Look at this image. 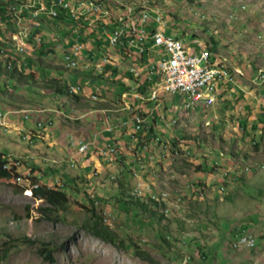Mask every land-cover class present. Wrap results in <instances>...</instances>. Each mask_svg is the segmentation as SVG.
<instances>
[{"label": "rangeland", "instance_id": "1", "mask_svg": "<svg viewBox=\"0 0 264 264\" xmlns=\"http://www.w3.org/2000/svg\"><path fill=\"white\" fill-rule=\"evenodd\" d=\"M122 2L130 6H126L125 13L119 16V22L126 19L131 7L134 16L144 11L158 15L163 18V30L183 39L189 53L216 46L219 58L229 69L236 65L239 68H234V71L242 79L263 87V82L256 77L262 70L264 72V0ZM46 18L47 21L51 19ZM51 20L55 24L60 23L61 29H67L71 23L76 24L77 18L74 20L69 16L66 23ZM64 55V49L58 47L51 55L42 56L46 62L58 64L60 68L39 61L30 62L27 56H16L23 62L24 73L38 74V82L21 83L0 72V84L9 80L8 87H4V93L0 95V111L7 112L4 120H9L12 115V120L28 131L38 129L36 121L40 120L45 125L40 131H48L49 134L48 139L37 137L32 142V135L26 134L24 137H29L24 139L21 131L24 129L13 123L0 126V157L10 166L16 164L20 174L19 179L13 182L0 180V249L8 248L0 264H264V121L260 128L262 139L257 141L260 136L253 138V134L246 132L242 125L235 128L226 121L223 130L224 127H216L214 121L210 120L211 124L205 122L203 116L196 115L194 119L187 120L189 117L183 109L185 96L169 93L154 117L147 120V130L136 131L127 113L108 118L106 113L84 110L67 93H59L42 83L54 80L66 87L70 84L77 88L86 87L80 101L85 106L93 103L86 99L93 94L99 96L98 100L104 98L113 103L125 101L123 92H131L105 78L98 79L94 76L98 74L97 70H85L80 74L66 68ZM151 57H158L156 50L152 51ZM9 67L12 68L11 65ZM127 83L132 85L130 77ZM38 107L56 109V113L49 115L52 120L45 116L36 118ZM17 108L22 111L14 112ZM251 110L248 108L246 115ZM201 112L203 108L198 107L196 114ZM162 114L167 116V120L161 118ZM26 115L30 120H25ZM75 116L82 118L81 122H89L92 127H95L94 120L97 125L100 120V124L104 123L102 128L106 123L110 126L129 121V128L134 133L141 135L147 132L150 140L159 137L161 142L170 143L166 147L160 142L154 153L156 163L149 165L147 156L146 167L141 172L130 163H100L91 151L85 154L84 162L76 163L67 154L69 150L60 144V141L66 144L73 135L72 130L70 135H65L68 128L63 127V118ZM174 118L183 121L186 127L171 123ZM0 121L3 122V117ZM49 121L54 122V127L49 126ZM153 121H156L155 125ZM105 128L108 130L107 126ZM94 133L88 138L93 139ZM40 135L46 136V133ZM179 144L186 157L180 156L173 162L169 151L172 145L179 147ZM161 152L167 154L165 159ZM94 167L99 169L97 175ZM246 167L251 171L244 173ZM130 168L138 172L137 175ZM222 171L227 172L225 180L222 179ZM119 179L126 183L123 189L126 194L137 193L135 200L140 197L148 202L149 211H164L167 217L158 220L134 206L129 207V211L125 209L116 201L121 193ZM37 183L46 188L66 190L68 201L65 211L60 213L51 203L35 197L32 186ZM223 185L225 190L222 191ZM166 189L172 193L167 200L168 205L165 203L167 209L148 201L147 194L154 196V192ZM176 189L180 192L175 193ZM93 207L101 218L100 223L112 229L116 243L98 237L84 226L94 215L88 211ZM237 232L238 239L241 235L253 234L256 246L251 249L233 248ZM163 237L172 240L173 244H165ZM44 248L51 250L53 260L44 256ZM136 250L145 252L147 259Z\"/></svg>", "mask_w": 264, "mask_h": 264}, {"label": "bare ground", "instance_id": "2", "mask_svg": "<svg viewBox=\"0 0 264 264\" xmlns=\"http://www.w3.org/2000/svg\"><path fill=\"white\" fill-rule=\"evenodd\" d=\"M64 1V8L60 9V5ZM87 1V2H84ZM108 2V3H106ZM100 6V9H99ZM126 6H130L129 3H124L122 0H26L24 4L19 5H13V20L16 25L13 26V28H10L6 32L5 35L1 33L0 30V41H2L6 46H0V58H8V61L5 63L6 68L8 70H12L15 67L14 61L11 60L12 55H10V52L15 51L18 53V48H26L27 42L32 38L31 33L32 29H42L44 27V15L46 14L47 17H51L59 22H61V19H64V21L68 20V17L71 16L74 20L77 18L76 24H72L68 28V30L63 34L61 33H55L53 37L51 38L52 41H55L56 46L54 48L62 47L64 49V58L66 59V68H71V69H78L80 71H85V70H97V73L103 74L104 72V67L102 64L105 66L107 64L103 63V58L102 62H98L96 65L95 63L92 62V60L89 58L88 54H90L91 50V45L87 40L92 38L94 36L93 34L96 33L97 35L100 34L104 36L106 39L105 43H107L109 46H114V48H117L116 46H127L130 47V50H126V48H121V51L124 52L125 57H137L138 61H143V58L140 57V53H138L135 50H131V46L128 44L127 41H129L132 45V41L130 39H122V37H112L111 32L107 28H102L103 26H120L122 24H125L129 21H136L137 16L133 15V8H129L130 10L126 14V19L119 22V16L123 15L126 11ZM99 9V10H98ZM27 10L30 11L28 15V21L26 20L25 17V12ZM115 11V12H114ZM54 15V17H52ZM142 15H151L149 11H144ZM160 17V16H159ZM165 17V16H164ZM161 18V17H160ZM166 18V17H165ZM163 18H161L162 21ZM167 19V18H166ZM169 21V20H168ZM120 23V24H119ZM8 25V18L7 19H0V27ZM59 26V25H58ZM9 29V28H8ZM109 34H108V33ZM168 33V31H165ZM107 33V37H106ZM170 36L174 38V40H180L184 42L183 39L180 37H177L173 34L168 33ZM74 38V41L71 42L70 37ZM89 37V38H88ZM88 38V39H87ZM103 38V39H104ZM34 40L37 41L39 45L44 43V37L37 34L34 36ZM93 48V47H92ZM207 51V57L209 60H214L216 61V65L218 66L219 69L222 70V75L220 76V83H225L228 81H231L233 76L231 75V70L229 67L225 64L224 60H221L219 57H215L211 50L209 48L204 47ZM26 50L22 51L21 53L18 54H24ZM50 53V52H49ZM110 61L112 58L106 57ZM112 63V62H111ZM93 64L94 68H93ZM100 64V65H99ZM9 65L12 66L9 67ZM100 66V67H99ZM141 68V67H140ZM139 69V68H138ZM143 69V68H142ZM132 75H136L137 78L143 77L142 73L137 72L138 70L134 67H132L130 70ZM141 74V75H140ZM263 78L264 82V72L263 70L257 75L256 80H261ZM210 80V73L208 70H201L195 78V84L192 86H187L184 88V93L182 88H175L171 93H180L181 95L185 96L184 99V108L186 115L189 117L191 120V108H190V95H196L193 97V104H206L207 103V96H204V94H199L201 92V87L203 84L208 83ZM262 82V81H260ZM76 89H75V88ZM140 87L136 88H131L132 91L135 93V97L138 100L141 101H149V102H155L158 103V105L161 104V102L165 101L164 96H158L160 93L163 92V89H165V82H157L151 85L149 87L148 92H143L139 91ZM77 89L79 90V93L83 91V88H77L73 84H70L69 87H67V90L71 94H76ZM137 91V92H136ZM129 92H124L123 97L126 96ZM91 100H97V94H93L91 97ZM144 104V103H143ZM129 108V107H128ZM20 110V109H19ZM24 110V109H23ZM45 113H46V109ZM43 108L39 109V113H42ZM29 115L25 116V119L28 121L30 120ZM3 117L2 115L0 116ZM131 117V116H130ZM148 118V117H147ZM162 119L167 120V116L163 114L161 116ZM47 120H51L50 118ZM147 120V119H146ZM2 122V121H0ZM50 122V121H49ZM53 122V121H52ZM174 125L178 126H186L184 122H180L177 118H174L170 121ZM54 123V122H53ZM144 120L141 117L138 119V114H134L132 124L135 127L136 131H142L143 128L146 126L143 124ZM0 126H6L4 124H0ZM111 125L110 128L108 129L109 132H114L115 126ZM44 124L40 123V128H43ZM146 129V128H145ZM23 131L22 134L26 135L25 130ZM128 134H133L134 132L129 129V131L126 132ZM140 133V132H139ZM131 134L129 135L131 138ZM138 134V133H135ZM143 138H148L147 133H144ZM29 135V134H28ZM28 136L25 137L27 139ZM141 139L138 141V139ZM32 142L33 139L31 138ZM138 141L139 143L137 144L138 146H134V151H151L150 149V141H142V135H134V141ZM29 141V140H28ZM30 142V141H29ZM154 142H157V144H160V139L159 137H156L154 139ZM31 143V142H30ZM164 144L166 147L170 142H161ZM135 145V144H134ZM180 145V144H179ZM153 148V147H152ZM184 148H182V153L180 150L177 149L176 145H172L170 152V158L171 161H176V159L180 156H185ZM87 150H80V157H84L85 153ZM119 151H126V144L124 146V149L119 145V150H111V157H119ZM85 153V154H83ZM166 156H164V159ZM186 157V156H185ZM163 158V157H162ZM157 159V158H156ZM160 160V158H158ZM173 159V160H172ZM162 161V160H161ZM84 162V161H83ZM110 162V163H109ZM120 161L118 159H111L110 161L104 162V164H112ZM158 162V161H157ZM118 163V164H119ZM131 165L136 167V161H129ZM156 163V160H155ZM127 164V163H126ZM158 164V163H157ZM218 165V162H216ZM262 167H264L262 165ZM244 172H250L251 168L246 167L244 168ZM124 169H121L123 171ZM131 171H134L130 168ZM221 171V170H220ZM99 173V169L96 170L95 174L97 175ZM221 173V172H220ZM227 172L222 171V179L225 180V176ZM221 190H225L224 185L221 187ZM136 188V192H137ZM171 190H161L158 193L154 192V196L152 194H147L152 200H155L158 204H160L162 207L166 208V205H168L167 200L170 198L169 196L172 194L170 192ZM180 192L179 189H176L174 192L178 193ZM133 195H137V193H134ZM153 197V198H152ZM245 230V229H244ZM243 231V230H242ZM239 232H237L236 235H238ZM242 233V232H241ZM252 234V233H251ZM235 239L232 242V247L233 248H245V245L243 243H234ZM247 241V242H256L255 237L252 235H241L239 236L238 241ZM234 243V245H233ZM252 247V246H250ZM251 249V248H250ZM254 249V248H253Z\"/></svg>", "mask_w": 264, "mask_h": 264}, {"label": "crops", "instance_id": "3", "mask_svg": "<svg viewBox=\"0 0 264 264\" xmlns=\"http://www.w3.org/2000/svg\"><path fill=\"white\" fill-rule=\"evenodd\" d=\"M47 24H48L49 28L45 29L43 32L46 35H50V32H52L51 30H53L52 28L55 27V25H54L52 20H48ZM48 30H50V31H48ZM107 33H106V37H107ZM93 35L94 36H92V38L87 40V42H89V44L91 45V50H92L90 52V54H88L89 58L96 65H98L97 64L98 62H102V58L104 61L103 63H105V64L108 63L105 66L102 64V66L104 67V72H103V74H101V76H98V74L97 75L93 74V75L96 76L98 79L105 78V79H107L108 82H111L112 84H115L118 86H123L126 89H130L131 92L124 91V92H129L128 94H126V96H124L125 101L124 100H117L116 102H113V103L105 101L104 98H101V100H98L99 96L97 95V97H98L97 100H92L93 103L91 105H88V106H90V107H88V106H85L84 104H82L80 102L81 99L84 97V96H82L84 90L86 91V89H87L86 87L82 86L83 92L75 94V95L80 97V99L76 102V105L78 107L83 108L84 110L90 109L91 110L90 112L98 111V112L106 113L108 118L110 116H112V117L113 116L114 117L119 116L121 113H127L129 118H130L129 121H131V122L133 120L134 114H136V113L138 114V111H139V112L145 114L142 116V118L144 120L143 124L145 125L147 120L154 117L155 111L159 107H161L162 102H161L160 106L156 107L157 106L156 103L152 104L149 101L145 102V101L138 100L137 98H134L135 93H134V91L131 90V88L140 87L139 91L146 92V90H148L150 87L149 83L144 82L143 77L137 78L134 75H132L131 72L129 71L132 67H134V69L136 68L138 70L137 72L142 73L144 70V68L142 67L143 61H140V60L138 61L137 57H125L124 56V52L121 51V48H126V50H130V47H127V46L125 47V46L121 45V46H116L117 48H114V46L112 47V46H109L107 43H105L106 39L105 38L103 39L102 35H100V34L97 35L96 33H94ZM70 40L72 42V41H74V38L71 36ZM127 42L132 47L131 50H133V45L129 41H127ZM136 52L138 53V51H136ZM31 53H32V55H31L32 58H35L37 60H32L31 57H29L30 62L39 61L42 64H46L49 66L60 68L57 66L58 64L46 62L42 58V56H45L46 53L43 54L42 50L40 48H38L37 46H35V50L34 49L31 50ZM106 57L112 58L111 61ZM146 58L147 57H145V59ZM95 64H93V68H94ZM232 66H233V68H239L236 65H232ZM22 69H24V68H22ZM79 73L81 74L83 72L79 71ZM142 75H144V72L142 73ZM231 75L233 76L231 81H228V82H225L222 84L220 83L217 94H216V100L213 102V104H211L208 107H201V108H203V112H201L200 114L197 113V115H198V117L203 116V119L205 121H210V120L214 121L217 124L216 127H218V126L220 127V125L224 127V124L226 121L229 122L228 124H231V126L233 125V127H235V128H238L237 126L242 125L246 132L250 131L253 134V138L256 135L260 136V138L257 140V141H259L262 139L261 136H262L263 131L260 128H261L263 121H264V112L262 113V112H258V111H264V82H263V87H262V85H260V87H256L253 85L252 82L250 84L249 82H247L246 79L245 80L242 79L241 75L236 73L232 69H231ZM36 76L38 77L37 73H36ZM128 77H130L132 79V85H129L127 83ZM60 84H63V83H60ZM124 92H123V94H124ZM123 94H122V96H123ZM86 99L91 100V98L89 96ZM99 103H105L107 105L94 108V106L96 104H99ZM151 104H152V107L149 108V106ZM222 104H224V105L222 106ZM223 107H225L226 109H223ZM38 108H43L42 113H39L36 116V118H38V119H41V116H45L47 119H49V118H51L49 116L50 113H56V109L51 110L53 108H51V109H46L44 107H38ZM248 108H252V110H251L250 114L246 115ZM261 108H263V109H261ZM44 109L47 110L46 113H45ZM209 109H210V111L207 112ZM20 111H22V110H19V108H17V111H14V112L17 113ZM212 113H213V116H212ZM13 115H17V114H13ZM85 115H89V114L86 113ZM207 115H209V116L211 115L212 117L209 118V116H207ZM11 116L12 115H10V117H9V121L21 129L22 127L20 125H17L16 122L14 120H12ZM239 116H240V118H239ZM27 118H29V117L27 116ZM72 118H76V119L72 120ZM72 118L71 117H64L63 123H62L64 128H66V127L68 128V130L65 132L66 136L70 135V132H69L70 130H72V133H73V135L66 141V144L63 141H60V144H62L63 146H65L67 148V150H69L68 152L71 151V148L69 145H70V140L72 138L76 139L77 141L83 140V139H89L90 137H92L93 132H95L94 134H96V135H100L98 137L97 141L94 142V145H96V146H104L108 142H113V143H117L118 145H120L122 147V149H124V146L126 143H131V138L129 136L131 133L129 135H127V133H126L130 129L129 128V121H124L122 123L121 122L120 123H114L113 125L116 127L114 132H109L105 128L106 126L108 127V129L110 128L111 125L110 126L107 125L109 123H106L105 127L102 128L104 123L101 122V124H100V120H99V125H97L96 120H94L95 125H93V126H95V127H92L89 122H86V123L84 121L81 122L82 118H80L78 116H75ZM1 123L3 124V122H0V124ZM51 123H53V122H50V124ZM42 124H44V123H42ZM153 124L155 125L156 121H153ZM4 125H6V124H4ZM6 126H9V125H6ZM49 126H51V125H49ZM52 127H54V125ZM43 128H45V125ZM72 128H74V129H72ZM22 129H24L27 132L34 131V133L32 134L33 141H36L37 137H42V138L45 137L48 139V136H49L48 131H40L39 130V132H37V129L36 130L33 129V130H29V131L26 130L25 128H22ZM99 129H101V130L99 132H96ZM224 129H225V127L223 128V130ZM149 130L151 132L153 131L152 128H149ZM40 133L41 134L43 133V135H44V133H46V136H41ZM105 133H109V135L106 136ZM89 135H90V137L88 138ZM143 135H145V134L143 133ZM138 137H139V135H138ZM263 138H264V134H263ZM24 139H25V137H24ZM143 139L146 141H150L149 138H143ZM139 140H141V139L139 138L138 141ZM138 141L136 140L134 142H138ZM257 141L254 140V143H256ZM151 142L152 143H149L150 149H152L151 151H155L156 147H158V144H157V142H154V140H151ZM138 143H134L135 144L134 146H138L137 145ZM90 151L94 154L95 157H97V155H95V151H96L95 147H91ZM68 152H67V154H68ZM87 152H88V150L85 153H87ZM255 152L258 153L259 151L258 152L255 151ZM85 153H83V154H85ZM88 161H92V159H88ZM99 162H100V159H99Z\"/></svg>", "mask_w": 264, "mask_h": 264}, {"label": "built area", "instance_id": "4", "mask_svg": "<svg viewBox=\"0 0 264 264\" xmlns=\"http://www.w3.org/2000/svg\"><path fill=\"white\" fill-rule=\"evenodd\" d=\"M64 8V1L60 5V9ZM132 8V7H131ZM54 17V15L52 16ZM107 28L114 39V37H122V39H130L133 43V50L139 51L140 57L143 58L144 75L146 83L153 85L157 82H165V89L158 96H167L175 88H184L195 84L196 75L201 70H208L210 73V80L208 83L203 84L201 92L207 96L206 104H193V97L196 95H190V108L191 118L195 116L198 107H208L213 104V100H216V94L220 85V76L222 70L216 65V61L209 60L207 57V51L203 47L199 51L189 53L186 44L180 40H174L167 32H165L161 26V18L158 15H142L137 12V20L129 21L120 26H103ZM26 50V48H18V53ZM156 50L157 58L151 59L152 51ZM145 57H148L145 61ZM263 82V78L260 80ZM148 89V88H147ZM148 92V90H146ZM126 93V92H125ZM145 92H143L144 94ZM160 105H157L158 107ZM7 113V112H4ZM4 113L0 111V115L3 116V124H12L9 120H4ZM143 113L138 111V119H140ZM26 120V119H25ZM42 121H36L37 132L40 130V123ZM210 124V121H208ZM54 123H51V127ZM24 128V127H22ZM36 132V133H37ZM26 134H33L34 131L25 132ZM134 135L131 134V143H126V151H119V157H111V150H119L117 143L108 142L104 146H96L94 142L97 141L100 135L94 134L93 139L76 140L72 138L70 140L71 151L68 155L73 161L83 162L86 157H80V150L90 151L91 147H95V155L100 159V163L110 161L111 159H118L120 165L129 163V161H136V166L140 172L146 167V158H150V164H154V153L156 151H134ZM142 141H146L143 139ZM152 143V142H150ZM177 149L182 153V146H177ZM94 155V154H93ZM166 153L161 152V157L164 158ZM89 157V155H88ZM88 160V159H87ZM173 160V159H172ZM82 164V163H81ZM98 170L94 167V171ZM94 173V172H93ZM138 172L133 171L134 175ZM148 181V186H149ZM193 189V188H192ZM151 192V191H150ZM236 243H243L245 248L250 249V246H256L257 242L238 241V235H235Z\"/></svg>", "mask_w": 264, "mask_h": 264}, {"label": "trees", "instance_id": "5", "mask_svg": "<svg viewBox=\"0 0 264 264\" xmlns=\"http://www.w3.org/2000/svg\"><path fill=\"white\" fill-rule=\"evenodd\" d=\"M12 2H19V0H0V10L2 9L4 11V13H0V16L3 14H7V10L5 6H9L11 5ZM213 55L215 57H218V54L216 52V46H213L212 48H210ZM0 72L13 78L14 80H17L19 82H23V83H30L31 81H40L36 74L34 72H30L27 74H24L22 72L21 69L19 68H15L13 70H8L5 66H3V64L0 62ZM42 83L48 87L54 88L57 92L59 93H67L68 95H70L73 100L75 102H77L80 97L75 95V94H71L69 93V91L67 90V87L64 84H60L57 81L54 80H45L42 81ZM4 87L7 88L8 84L7 82L5 84H0V95L2 93H4ZM10 90V89H9ZM11 91V90H10ZM107 104L105 103H99L96 104L94 106V108L96 107H100V106H105ZM153 133V131L151 132ZM257 144V142H256ZM255 144V145H256ZM256 146H254L255 148ZM256 149V148H255ZM18 166L16 164L10 166L6 161L3 160L2 157H0V180H6L7 182H13L15 180H18L20 177L19 171H18ZM243 179V178H242ZM202 184V183H200ZM245 184V183H244ZM121 186V193L119 197H116V201L120 202L121 204H123L129 211V207L134 206L136 208H139L142 210L143 213H145L146 215L150 216L151 218H155L157 217L158 220H162L165 217H167L165 212H151L149 211L148 208V202L146 201H142L140 197H136L133 194H126L124 192L123 189H125V185L126 183L119 179V184ZM199 185V182L198 184ZM33 194L35 195V197H40V199L44 202H49L51 203L55 209H57L58 211H60V213H62L63 211H65L66 209V203L68 201V196H67V191L66 190H58L55 188H46L44 186H38L37 184H33L32 186ZM151 203H154L155 205L158 206L157 202H155V200H152L151 198H148ZM92 204H94V200L91 199L90 200ZM94 206V205H93ZM46 209L51 210L52 208L50 207H46ZM91 211L94 213V215L90 218L89 221L84 223V226L89 229L90 231H92L95 235H97L98 237L107 240V241H111V242H115L116 243V236L113 233L112 229L110 228V226L108 225H103L102 223H100V217L95 213V208H89L88 211ZM97 217V218H94ZM99 218V219H98ZM241 232V231H240ZM163 241L165 244L171 246L173 244L172 240L163 237ZM178 241V240H176ZM122 243H124L122 241ZM8 248H4V250L0 249V262H2L4 260V258L6 257ZM51 250L48 248H44L42 250V253L44 254L45 257H50L51 260H53V258L51 257ZM137 254H139L142 258L147 259V255L145 254V252H143L142 250H136Z\"/></svg>", "mask_w": 264, "mask_h": 264}, {"label": "clouds", "instance_id": "6", "mask_svg": "<svg viewBox=\"0 0 264 264\" xmlns=\"http://www.w3.org/2000/svg\"><path fill=\"white\" fill-rule=\"evenodd\" d=\"M26 0H19V2H12L11 3V5H9V6H5L6 7V10H7V14H3V15H1L0 16V19H7L8 18V25H6V26H3V27H0V30H1V33L3 34V35H5L6 34V32L8 31V30H10V28H13V26L14 25H16L15 24V22H14V20H13V9H12V6L13 5H21V4H24V2H25ZM0 13H4V11L1 9L0 10ZM29 13H30V11L29 10H27V12H25V17L24 18H26V20L28 21V15H29ZM47 15L45 14L44 15V19H43V22H44V27L42 28V29H32L31 31H32V33H31V36H32V38L27 42V46H26V52L24 53V54H18V53H16L15 51H13V52H10V55H12V58H11V60L12 61H14V64H15V67L13 68V69H15V68H19V69H21L22 70V72L23 71H25V69H22V67H21V65L22 66H24L23 65V62L21 61V60H19V59H17L16 58V56H27V57H31V59L32 60H37V59H35V58H32V53H31V50L32 49H34V47L35 46H37L38 48H40L41 50H42V53L44 54V53H46V55H51L55 50H56V48H54L55 46H56V43H54L55 41H52L51 40V38L53 37V35L55 34V33H65L67 30H68V28L67 29H65V28H62L61 29V24L60 23H58V24H55L54 23V25H55V27H53L52 29L53 30H51L52 32H50V35H46L43 31L45 30V29H48L49 28V26H48V24H47ZM48 18H51V17H48ZM51 19H53V18H51ZM50 19V20H51ZM62 21V23H66V22H69V20H66V21H64V19H61ZM59 25V26H58ZM60 28L61 30L59 31V30H57V28ZM9 28V29H8ZM48 31H50V30H48ZM37 34H39V35H41V36H43L44 37V43L43 44H41V45H39L38 43H37V41H35L34 40V36L35 35H37ZM6 46L2 41H0V46ZM207 48V47H206ZM210 49V48H209ZM35 50V49H34ZM211 50V49H210ZM50 52V53H49ZM212 52V51H211ZM41 53V54H42ZM219 57V56H218ZM152 58H154V57H151V59ZM147 59H149L148 57L145 59V61H147ZM131 60V59H130ZM8 61V58H0V62L3 64V66H5L6 67V65H5V63ZM129 65V64H128ZM58 67H60V65H57ZM12 69V70H13ZM77 73H79V71H77L78 69H74ZM231 70V69H230ZM233 71H234V68L232 69ZM24 73V72H23ZM27 73H30V72H26V73H24V74H27ZM36 74V73H35ZM98 76H101V74L100 75H98ZM38 78V77H37ZM7 82H9V80H7ZM66 86V85H65ZM14 109V108H13ZM16 109V108H15ZM197 114L195 113V116H196ZM195 118V117H194ZM193 118V119H194ZM197 118V117H196ZM187 120H189V118L187 119ZM183 122V121H182ZM206 122V121H205ZM210 124H211V122H210ZM186 127V126H185ZM154 133V132H153ZM174 162V161H173ZM81 164V163H80ZM82 165V164H81ZM76 167V166H75ZM74 168V167H73ZM244 171V170H243ZM244 173H246V172H244ZM137 196V195H136ZM142 197H144V196H142ZM148 198H150L149 196H148ZM154 204V203H153ZM158 204V203H157ZM159 205V204H158ZM164 212V211H163Z\"/></svg>", "mask_w": 264, "mask_h": 264}]
</instances>
